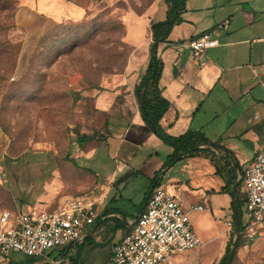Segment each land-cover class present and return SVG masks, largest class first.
Wrapping results in <instances>:
<instances>
[{
	"label": "crops",
	"instance_id": "crops-1",
	"mask_svg": "<svg viewBox=\"0 0 264 264\" xmlns=\"http://www.w3.org/2000/svg\"><path fill=\"white\" fill-rule=\"evenodd\" d=\"M98 1L20 0L15 14L20 54L32 52L55 25L81 21ZM180 17L182 22L174 24L156 48L162 65L158 88L169 103L159 126L168 136L197 133L207 143L167 165L172 148L148 131L133 94L119 97L117 104V96L113 97L102 107L109 115L107 144L114 143L108 160L121 156L113 168L104 159L98 167V180L92 185L101 189L102 201L94 227L83 241L44 257L0 254V264H108L110 247L127 233L155 183L182 204L201 240L196 249L171 255L164 264H220L228 250H232L228 264H264V228L243 229L241 185L244 170L264 149V0H185ZM205 31H214L218 45L194 59L187 43ZM148 60L146 55L143 74ZM118 173L126 177L114 184ZM138 176L145 184L134 203L126 198L132 210L113 208L114 197L105 201L112 189L121 198L120 192L127 191L128 182ZM54 194H43L41 202L47 204L56 198ZM235 203L240 206L242 229L233 247L239 236L233 233ZM197 206L202 209H192ZM20 210L12 197H0V215ZM98 245L103 247L102 256L91 251Z\"/></svg>",
	"mask_w": 264,
	"mask_h": 264
},
{
	"label": "rangeland",
	"instance_id": "rangeland-1",
	"mask_svg": "<svg viewBox=\"0 0 264 264\" xmlns=\"http://www.w3.org/2000/svg\"><path fill=\"white\" fill-rule=\"evenodd\" d=\"M19 5L0 0V197H12L25 212L53 209L67 196L102 195L92 185L98 167L104 159L113 168L121 156L108 160L114 143L107 144L109 115L102 107L132 93L149 56L150 23L165 17L168 5L99 0L81 21L52 27L29 54H20ZM76 133L106 139L79 146ZM125 175L118 173L114 184ZM132 180L121 198L112 189L105 201L114 197L113 208L132 210L126 198L134 203L145 184L142 176ZM45 193L57 196L44 204ZM91 251L102 256L103 247Z\"/></svg>",
	"mask_w": 264,
	"mask_h": 264
},
{
	"label": "built area",
	"instance_id": "built-area-1",
	"mask_svg": "<svg viewBox=\"0 0 264 264\" xmlns=\"http://www.w3.org/2000/svg\"><path fill=\"white\" fill-rule=\"evenodd\" d=\"M227 25L224 22L222 27ZM217 45L214 31H205L187 43L194 59ZM241 185L243 229L250 232L264 228V149L254 155L244 170ZM101 201L102 195L67 196L50 210L32 207L25 212H2L0 254L44 257L51 251L83 241L99 217L97 207ZM200 244L182 204L161 185L154 184L127 233L110 247L108 264H164L171 255L194 250Z\"/></svg>",
	"mask_w": 264,
	"mask_h": 264
},
{
	"label": "trees",
	"instance_id": "trees-1",
	"mask_svg": "<svg viewBox=\"0 0 264 264\" xmlns=\"http://www.w3.org/2000/svg\"><path fill=\"white\" fill-rule=\"evenodd\" d=\"M168 9L163 20H153L150 23V31L152 36V44L149 51V60L143 76L139 82L134 85L132 94L138 104L139 113L142 121L148 131L157 136L162 142L172 148V153L166 160L167 165L174 164L184 156L192 155L198 152V146L207 141L197 133L187 132L178 137L166 135L159 126V120L169 107V103L160 95L158 88V80L161 73V62L156 57L157 44L164 42L174 24L182 22L180 17L184 10L185 0H165ZM106 119L108 115H105ZM76 139L79 146L86 142L105 140V137L99 133H93L91 136L76 133ZM157 184V183H155ZM234 207L240 218V206L236 203ZM240 228V232H241ZM240 235L236 238L233 245L237 243ZM232 250H228L221 260L220 264H225L229 259Z\"/></svg>",
	"mask_w": 264,
	"mask_h": 264
},
{
	"label": "water",
	"instance_id": "water-1",
	"mask_svg": "<svg viewBox=\"0 0 264 264\" xmlns=\"http://www.w3.org/2000/svg\"><path fill=\"white\" fill-rule=\"evenodd\" d=\"M233 233L235 236H238L240 233V221L238 219V215L236 210H234V224H233ZM228 260L225 262V264H228Z\"/></svg>",
	"mask_w": 264,
	"mask_h": 264
}]
</instances>
